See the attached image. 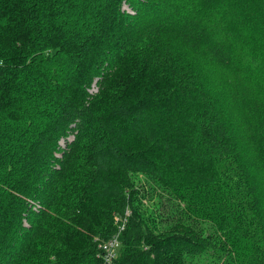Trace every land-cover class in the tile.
Here are the masks:
<instances>
[{"label":"trees","instance_id":"trees-1","mask_svg":"<svg viewBox=\"0 0 264 264\" xmlns=\"http://www.w3.org/2000/svg\"><path fill=\"white\" fill-rule=\"evenodd\" d=\"M126 207L111 264H264V0H0V264Z\"/></svg>","mask_w":264,"mask_h":264},{"label":"built area","instance_id":"built-area-1","mask_svg":"<svg viewBox=\"0 0 264 264\" xmlns=\"http://www.w3.org/2000/svg\"><path fill=\"white\" fill-rule=\"evenodd\" d=\"M95 89L94 87L92 88ZM128 207L125 208L123 216L114 215V222L117 224V231H115L108 239L98 241V251L96 253V264H111L117 251L120 247V232L123 230L127 217L130 215Z\"/></svg>","mask_w":264,"mask_h":264},{"label":"bare ground","instance_id":"bare-ground-1","mask_svg":"<svg viewBox=\"0 0 264 264\" xmlns=\"http://www.w3.org/2000/svg\"><path fill=\"white\" fill-rule=\"evenodd\" d=\"M114 260V259H113Z\"/></svg>","mask_w":264,"mask_h":264}]
</instances>
